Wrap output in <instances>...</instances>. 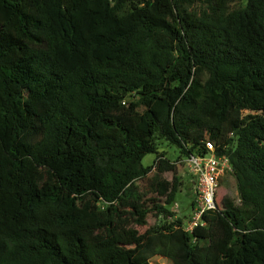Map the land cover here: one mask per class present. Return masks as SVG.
<instances>
[{"label":"trees","instance_id":"trees-1","mask_svg":"<svg viewBox=\"0 0 264 264\" xmlns=\"http://www.w3.org/2000/svg\"><path fill=\"white\" fill-rule=\"evenodd\" d=\"M158 140L214 142L234 211L149 227L181 186L143 165ZM157 256L264 264V0H0V264Z\"/></svg>","mask_w":264,"mask_h":264},{"label":"rangeland","instance_id":"rangeland-1","mask_svg":"<svg viewBox=\"0 0 264 264\" xmlns=\"http://www.w3.org/2000/svg\"><path fill=\"white\" fill-rule=\"evenodd\" d=\"M229 8L231 10L238 9L246 4V0H227ZM131 99L135 100L132 96ZM130 98L126 100V105L121 109V113L127 115L133 114L129 106ZM141 112V110H140ZM158 149L160 156L156 158L155 154H149L143 159L144 166L154 165V170L159 171L163 177L168 180H172L174 177L179 180L181 186L179 193L176 196L174 205L170 206V211L175 213L172 218L156 217L154 213L148 216V226L154 227L161 225L167 221H172L178 217L183 218L192 214V202L195 199L194 185L192 184L193 176L190 174L186 162L182 161L185 157H181L178 147L169 144L165 140H158ZM179 159V160H178ZM218 204L220 210L234 211L239 204L238 192L236 187V180L231 175H225L219 185L218 189ZM178 205V208L176 207ZM146 228H140L143 232ZM108 232L107 229L103 230V233ZM131 244H118L117 250L124 252L127 249L132 248ZM152 264H173L170 260L157 256L152 259Z\"/></svg>","mask_w":264,"mask_h":264},{"label":"built area","instance_id":"built-area-1","mask_svg":"<svg viewBox=\"0 0 264 264\" xmlns=\"http://www.w3.org/2000/svg\"><path fill=\"white\" fill-rule=\"evenodd\" d=\"M182 161L186 162L190 174L193 176L195 200L192 206V214L184 230L188 233L198 227L207 225L204 216L217 209L218 189L222 178L233 173L230 160L225 155L217 152V146L212 141H205L204 153H192ZM178 208V205H176Z\"/></svg>","mask_w":264,"mask_h":264},{"label":"crops","instance_id":"crops-1","mask_svg":"<svg viewBox=\"0 0 264 264\" xmlns=\"http://www.w3.org/2000/svg\"><path fill=\"white\" fill-rule=\"evenodd\" d=\"M192 184H193V181H192ZM194 185V184H193Z\"/></svg>","mask_w":264,"mask_h":264}]
</instances>
